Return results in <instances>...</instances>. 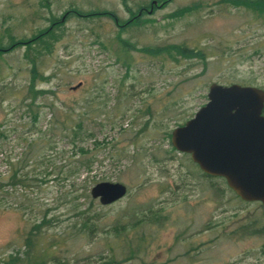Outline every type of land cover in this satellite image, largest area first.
I'll list each match as a JSON object with an SVG mask.
<instances>
[{
	"label": "rangeland",
	"instance_id": "374dc122",
	"mask_svg": "<svg viewBox=\"0 0 264 264\" xmlns=\"http://www.w3.org/2000/svg\"><path fill=\"white\" fill-rule=\"evenodd\" d=\"M237 2L0 0L3 44L57 21L51 51L36 55L50 75L37 86L54 92L37 98L34 126L28 99L21 100L30 80L25 44L0 55L2 184L9 160L32 137L38 156L24 167L32 173L54 162H66L67 171L80 149L92 157L89 169L79 166L66 178L51 173L26 186H2L0 264H264L262 203L242 199L224 177L203 173L170 139L206 102L211 82L264 88V13L250 0ZM141 8L137 23L123 26ZM93 11L103 13L87 14ZM176 44L193 47L194 55L138 49ZM50 101L58 113L83 116L74 141L62 125H52ZM99 180L122 181L127 192L102 204L90 194ZM42 215L50 220L30 235Z\"/></svg>",
	"mask_w": 264,
	"mask_h": 264
},
{
	"label": "water",
	"instance_id": "95a60500",
	"mask_svg": "<svg viewBox=\"0 0 264 264\" xmlns=\"http://www.w3.org/2000/svg\"><path fill=\"white\" fill-rule=\"evenodd\" d=\"M207 97L172 129V145L189 153L205 173L224 177L242 199L264 206V88L213 81ZM126 192L127 185L118 180H99L90 188L91 196L102 204Z\"/></svg>",
	"mask_w": 264,
	"mask_h": 264
},
{
	"label": "trees",
	"instance_id": "16d2710c",
	"mask_svg": "<svg viewBox=\"0 0 264 264\" xmlns=\"http://www.w3.org/2000/svg\"><path fill=\"white\" fill-rule=\"evenodd\" d=\"M231 1L237 2L239 0H231ZM237 3H241V2H237ZM250 3H253L254 6L257 7L258 11H260L261 13H264V0H250ZM194 7H196V4L192 3V5H190L189 7L188 5H186L182 7V9L188 10ZM105 12L107 14H110V16H112L115 19V21L118 22L117 16L113 12H110V11H105ZM100 13H103V12L93 11L87 14H100ZM80 14H83V13H80ZM84 14L86 15V13ZM139 17L140 15L134 16V14L132 13V17L127 19L123 23V26L126 24H133L135 22L137 23V21L135 20L139 19ZM56 24H57V21L54 20L51 26L47 27L46 29L40 31L39 33H37L36 35L28 39H24V40L21 39V41H18V40L13 39L11 36L12 39L6 44H3L2 41H0V55L3 53L4 50L5 51L11 50L16 44H18V42L25 44V47H26L25 56L28 59V62L30 63V66H29L30 80L27 84V90L25 92V95L21 97V100H23L24 102V99H28L25 101L24 106H25V110H28L31 113L30 122L32 126H34L40 118V109H39L40 105L37 102V98L40 95H43L45 93L54 92V90L49 87H43V86L38 87L37 86V83L42 80L48 81L50 79V75L44 74L43 71H41L38 68V63H37L38 56L36 55H39V53H41V48H45L47 51H51L53 41L56 40L57 38V35L55 34V28H54V25ZM172 48L175 49V53L184 55V56H191V55L193 56L195 53V50L193 49V47H188L185 44H176L174 46L172 45H150L147 47H139L138 49L145 53L151 54L153 56H157V55H161L164 53L170 54V50ZM31 49H34L36 52L34 54H30L29 51ZM4 78H5V75H3L0 78V80H3ZM47 106H49L50 109H52L53 111L52 114H54V117H52L51 119L53 123L52 125L53 126H56L58 124L62 125V127H64L65 130H67L68 134H70L72 141H74L76 137L79 136L81 127L83 126V121H84L83 116L79 115L80 113L77 114V116H71L68 113H64V114L58 113L54 109V107H56L54 105V101L48 102ZM1 124L2 122H0V126ZM35 131L39 132L41 131V129L37 127L35 128ZM1 132L2 134H4L3 129L0 128V133ZM46 139H48L49 141H52L51 136L49 138L47 137ZM36 143H37V138L32 137L28 139L27 144L23 147L19 157L14 161L9 160V163L12 165L11 174L9 175V180L5 182L4 184H2V181L0 179L1 181L0 182V192L7 190V189L2 188V186L5 184H9L15 187L18 183H21L24 186H26V185L31 184V182H34V181L44 180L43 176L47 177V175L51 173L55 174L56 179H60V178H66V175L69 176V175L76 173L78 171L79 166L80 167L84 166L85 168L89 169V166L92 161V157H90V155H86V152H87L86 150L80 149L79 154L81 155H78L75 157L74 161H76V163L70 164V167H68L67 171H66V162L60 163V164H56L54 162L52 169L50 170L45 169L44 171H40L37 173H32L28 170H24V167L28 164V161L31 160L32 162H35V158L38 156L39 150H37L38 146ZM73 154H75V152ZM38 159L41 161L42 159L41 154L39 155ZM47 167H48V164H47ZM88 188L89 187L86 186L84 189L85 195H87L88 193L87 191ZM48 219L49 218H46L45 215H42L41 219H39L38 221L32 222L30 225L29 234L32 235V234L37 233L41 229L43 224H45L48 221ZM15 258L17 257H14L13 259Z\"/></svg>",
	"mask_w": 264,
	"mask_h": 264
},
{
	"label": "flooded vegetation",
	"instance_id": "af4514ba",
	"mask_svg": "<svg viewBox=\"0 0 264 264\" xmlns=\"http://www.w3.org/2000/svg\"><path fill=\"white\" fill-rule=\"evenodd\" d=\"M156 1H157V0H156ZM156 1L153 0V2H156ZM143 9H145V8H143ZM143 9H142V8L139 9V11L137 12V14H135L134 16H136V15H140V14L142 13ZM262 113H264V106H263V111H262ZM199 168H200V167H199ZM203 173H205V172L203 171ZM205 174H207V173H205ZM207 175H209V174H207Z\"/></svg>",
	"mask_w": 264,
	"mask_h": 264
}]
</instances>
